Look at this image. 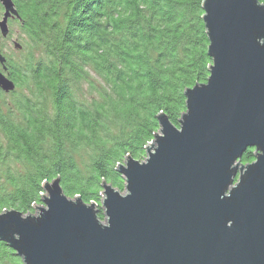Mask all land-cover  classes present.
Returning a JSON list of instances; mask_svg holds the SVG:
<instances>
[{"label": "water", "instance_id": "obj_1", "mask_svg": "<svg viewBox=\"0 0 264 264\" xmlns=\"http://www.w3.org/2000/svg\"><path fill=\"white\" fill-rule=\"evenodd\" d=\"M0 3L1 42L20 15L14 0ZM203 10L210 77L186 91L179 125L158 115L145 161L119 166L125 192L103 183L106 222L60 178L44 183L38 214H0V241L23 264H264V4L205 0ZM6 62L0 49L9 94Z\"/></svg>", "mask_w": 264, "mask_h": 264}, {"label": "trees", "instance_id": "obj_2", "mask_svg": "<svg viewBox=\"0 0 264 264\" xmlns=\"http://www.w3.org/2000/svg\"><path fill=\"white\" fill-rule=\"evenodd\" d=\"M204 1H14L22 48L6 63L16 90L0 89V214L31 213L56 178L88 204L104 182L124 190L119 166L142 162L158 115L179 125L186 91L210 77ZM10 251L0 242V264H23Z\"/></svg>", "mask_w": 264, "mask_h": 264}, {"label": "rangeland", "instance_id": "obj_3", "mask_svg": "<svg viewBox=\"0 0 264 264\" xmlns=\"http://www.w3.org/2000/svg\"><path fill=\"white\" fill-rule=\"evenodd\" d=\"M3 12H4V10H3L2 6L0 5V20H2ZM9 26H10V35L6 39L2 38V41L0 42V49H1L2 54L7 58V60L18 61L19 58L21 57V54H19L20 53L19 50L15 49L14 43L15 42L22 43V41L20 40L21 33H20L19 23L17 21H10ZM0 38H1V34H0ZM146 156H145V158H146ZM143 161H145V159L142 160V162ZM103 192L104 191H102V193L100 194L101 200L98 203H96V202H94V203L97 204L98 217L101 219V221L103 223H105L106 222L105 221V214H104V209L102 208V202H103V198H104ZM121 192L122 193L125 192V188ZM43 194L46 195L47 193L44 192ZM70 198H72V197H70ZM35 206L36 207L37 206H44V204L41 203L40 205H35ZM35 206L33 208V211L31 212L32 214H38V212H39L38 210H36ZM10 252H11L10 254H15V252L13 250Z\"/></svg>", "mask_w": 264, "mask_h": 264}, {"label": "flooded vegetation", "instance_id": "obj_4", "mask_svg": "<svg viewBox=\"0 0 264 264\" xmlns=\"http://www.w3.org/2000/svg\"><path fill=\"white\" fill-rule=\"evenodd\" d=\"M15 1V0H14ZM0 5H1V3H0ZM2 6V5H1ZM3 8V7H2ZM10 21H17L18 23L21 21L19 18H14V19H10L9 20V22ZM10 27V26H9ZM1 39V38H0ZM6 39V38H5ZM2 41V40H1ZM17 50H21V49H17ZM7 59V58H6ZM7 63V62H6ZM0 69H3V67L0 65ZM1 242V241H0ZM2 243H4V242H2ZM5 244V243H4ZM6 245V244H5ZM7 246V245H6Z\"/></svg>", "mask_w": 264, "mask_h": 264}]
</instances>
